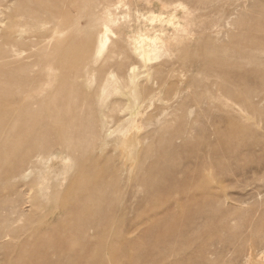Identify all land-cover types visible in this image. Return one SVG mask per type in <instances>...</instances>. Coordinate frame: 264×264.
Listing matches in <instances>:
<instances>
[{"label": "rangeland", "instance_id": "1", "mask_svg": "<svg viewBox=\"0 0 264 264\" xmlns=\"http://www.w3.org/2000/svg\"><path fill=\"white\" fill-rule=\"evenodd\" d=\"M102 1L68 0L64 14L72 23L42 49L31 47L30 37L51 34L54 15L0 0V56L11 50L2 38L9 34L22 36L17 47L28 55L24 70L0 63L6 72L0 88L41 101L25 109L45 125L42 141L56 138L58 129L77 148L71 168L57 169L60 160H53L26 177L1 175L0 234L7 228L16 236L0 237V264H48L42 244L61 245L68 262L73 248L85 263L264 264V0H126L118 9L126 17L116 23L98 8ZM150 9L177 14L182 27L152 23ZM103 21L110 40L99 52ZM81 30L93 37L90 48L74 56L85 42ZM156 31L167 43L145 66L134 40L139 33L153 39ZM130 65L137 67L144 113L134 125L127 119ZM50 115L56 120L45 119ZM106 124L114 129L107 137ZM123 138L138 145L134 164ZM44 149L58 156L63 146ZM90 162L93 174L80 172ZM75 181L78 195L91 192L85 184L101 182L108 201L101 205L97 192L93 202L67 214L72 197L66 190ZM102 219L111 235L118 230L123 237L101 234ZM102 240L109 244L98 249Z\"/></svg>", "mask_w": 264, "mask_h": 264}, {"label": "bare ground", "instance_id": "2", "mask_svg": "<svg viewBox=\"0 0 264 264\" xmlns=\"http://www.w3.org/2000/svg\"><path fill=\"white\" fill-rule=\"evenodd\" d=\"M16 1L21 5L25 4L28 5L30 8H32L31 13L38 14L41 11L48 12L54 15L55 20H57L55 22V29L51 34L35 35L33 36L35 39L30 37L31 40H35L34 44L31 47H40L42 49L44 47L48 48L51 41L57 38L62 33H66V28L72 23L71 17L70 16L66 17V15L64 14L65 6H67L68 0H64V2H62V0H59L63 3L60 6L57 4L56 0L55 2H51V0H47V1L46 0H16ZM127 1L105 0L99 3L97 6L98 8H101L102 11H104L105 16L109 22L116 23L117 21H119V19H123L124 17H126L124 14L120 15L118 13V9L123 4L126 5ZM136 11L138 12L140 10H136ZM148 12L150 13L148 18H150L152 23L159 24V26L163 27V24H165L164 22L166 21H168L167 25L171 23V25L174 27H180V25L182 24L181 21L178 20L177 14L174 16L172 15V13L165 15L163 12L156 13L151 9ZM172 16L174 19L173 21H172ZM3 21L4 20L0 19V26L3 25ZM79 21L80 18L75 19V21H73V25L77 24ZM99 25H101L102 28L96 34V41L98 44V51L102 52L106 48L110 40L109 33L111 31V27L107 22L104 21L101 22ZM162 27L160 28L161 30L163 29ZM175 31H180V30L177 29ZM82 33H85L84 34L85 42L83 43V46H80V48L79 47L76 48V50L73 52L74 56H77L78 53H83L90 48L89 44L91 43L93 34L90 32H83V30H81L80 34ZM143 34L139 33V36L137 35L138 37L135 38L134 51L145 61V66H146L147 63L151 60L153 54H155L156 56L160 54L161 44H166L167 40L163 37L164 32L158 33L156 31L154 33L155 37L153 39L150 36L144 37ZM2 38L5 39V43L8 44V46H11L10 47L11 50L10 51H8L7 49L2 50L0 56L1 58L0 63L4 62L5 64L10 65L11 68L14 67L19 70H24L25 66L22 65L21 61L26 59V57L28 58V55L25 56V52L27 51V49H21L17 47L20 40L23 39L22 36L15 37L12 34L11 35L9 34L8 36L5 35ZM169 38H171V36H169ZM136 69L137 67L135 65L132 66L130 65L128 68L129 73H131L130 79L134 86L131 88V93H130L131 100L133 101V108H131V112L129 114V117L127 118L129 119V123L131 125L135 124L137 119H139V115L144 114L143 111L140 110V106L137 103L138 102L137 92L139 85L136 84V82H138V74L136 73ZM5 74H6L5 71L0 70V76H3ZM10 74L11 73H8L7 76L9 80H11L12 78V75ZM147 78L148 80L152 78L151 73L147 75ZM14 83H15V77L13 76L12 84ZM17 93L18 92L13 91L12 88H9L8 90H2L0 88V163L7 164V169L3 170L5 174H3L2 171H0V177L1 175L26 177L29 172L36 170V168H40V165L43 164L44 162L46 161L54 162L53 160H58V161L60 160V163L58 162L59 164H56L54 162L56 164L57 169H61L65 165H69L66 168L68 167L71 168L72 160L74 159V158L72 159L71 157H73L72 155H74L77 151L76 144L74 143L75 140L73 139L70 140L69 138H67V136H65L66 139L60 137L61 136L60 132L58 131V129H56L57 130L56 133L52 132L57 136L56 138L51 137L46 139L45 141H42L40 137H42V135H45L46 133L45 125L42 123L41 119L39 121V115L36 114L35 110L25 109V107L39 104L41 101L40 102L36 100L34 101L32 98L30 101H27V98H23V97L18 98ZM12 102L17 103V105L15 107L7 108L6 105L11 104ZM56 118L57 117L52 115L45 117V119H48L49 121H55ZM36 126L38 127V130L35 129ZM117 126L118 125H116V127ZM104 127H105L106 137L114 131V129L107 126V124L104 125ZM129 127L131 128V126ZM117 129L125 130V127L118 126ZM128 141L129 140H127L126 138H123L120 141V144L123 146V148L128 150V153L131 154L130 155L131 163L134 164V162H136V156L138 153V148H137L138 145L132 148L130 146L132 143L130 144L128 143ZM57 144H61L63 146L60 155L54 156L53 153L51 152L49 153L45 152L44 148L47 147L51 148L52 146ZM24 146H27L26 148L29 149L28 150L24 149L23 151L22 148H24ZM29 150H36V153H32V151L30 152ZM57 165H61V167H58ZM84 165L80 167V172H87L88 174H93L94 167L92 166L93 165L92 162L88 164V167ZM77 185L78 182L75 181L70 185L69 189L66 190V193L67 194L69 193L72 197L71 202L70 201L66 202L69 203V206L66 209L67 214H70L71 212H75V210H77L78 207L83 206L88 202H93L95 193L97 192H98V197L100 196L98 202H100L101 205H105V202L108 201V200L107 201L104 200V195L102 194L104 190V186H101L102 185L101 182H89L88 184H85V188L89 190L91 189V192L80 195L75 193V191L78 189ZM66 203L65 201H62L61 204L62 209H64L67 206ZM115 203H116V199H113V201L111 200V202H108L107 207L114 206ZM102 223L104 224L105 229L103 230V232H101V234L103 233L104 235L109 234L108 236H114V238H117L118 240L123 237L124 233L118 230L114 231L113 234L111 235V233L109 232L110 228H107L108 221L106 219L105 220L102 219ZM5 229L6 231L1 232L0 237L16 236L15 233L8 232L7 228ZM129 229L130 232L133 231L132 226ZM101 242L97 244L98 249H102L103 245L107 246V244H109L108 241L105 240H102ZM60 246L59 245L47 246L46 244H42V246L40 247V251L44 253L45 257L49 259L48 264H99V262L101 264V259H97V258L92 260L91 263L90 262L85 263L83 261L80 262L77 259V257H79L80 255V252L73 248H69L66 253L69 257L73 258V260L69 261L70 262L69 263L68 260H66V256L60 254L59 252ZM84 251L86 250L83 249V252ZM112 251L115 252L116 249ZM52 255H56L58 256V258L56 257L53 259Z\"/></svg>", "mask_w": 264, "mask_h": 264}]
</instances>
